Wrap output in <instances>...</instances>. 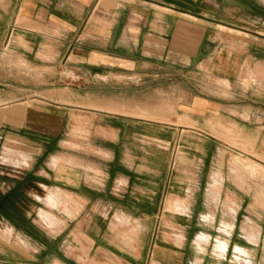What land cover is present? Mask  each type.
I'll return each mask as SVG.
<instances>
[{
    "label": "crops",
    "instance_id": "0c3cea01",
    "mask_svg": "<svg viewBox=\"0 0 264 264\" xmlns=\"http://www.w3.org/2000/svg\"><path fill=\"white\" fill-rule=\"evenodd\" d=\"M1 2L7 8L0 14V85L6 86L0 89V264H229L234 257L264 264L256 248L249 251L243 237L234 238L240 205L232 220L212 208L211 171L179 172L167 182L163 157L130 151L147 139L143 129H167L178 142L180 133L200 131L178 125L182 117L198 125L220 116L264 134V0ZM215 42L226 54L223 68L237 69V80H244L243 70L252 74V105L180 96L175 71L179 75L181 55L197 69L186 58L187 47L210 52ZM62 65L82 78L76 103L69 89L53 87ZM217 80L230 99L231 77ZM166 100L172 101L170 113ZM166 116L176 124L152 125L150 118ZM86 149L98 150L99 157H87ZM6 150L12 159L3 157ZM220 185L219 202L225 195ZM54 192L76 198L75 212L62 207L58 222L42 227L26 206L28 226L22 227L19 198L41 200L42 193ZM166 197L186 202L184 213L166 210ZM5 198H12L7 208ZM227 224L231 232L218 245L225 253L214 256V232L220 237ZM236 248L251 256H226Z\"/></svg>",
    "mask_w": 264,
    "mask_h": 264
},
{
    "label": "rangeland",
    "instance_id": "374dc122",
    "mask_svg": "<svg viewBox=\"0 0 264 264\" xmlns=\"http://www.w3.org/2000/svg\"><path fill=\"white\" fill-rule=\"evenodd\" d=\"M6 8L7 7L3 8V4L0 0V14H2ZM12 9L13 5L10 7V12ZM181 9L188 10L186 7H182ZM197 12L199 13L200 10ZM196 24L205 28V26L201 25L200 22H197ZM216 30L219 31L220 29ZM220 32L226 31L221 30ZM229 34L235 33L229 32ZM221 44L222 43L217 44V42H215L210 52H206L208 47L204 48V46L202 47L201 52H199V46H196V48L193 46L187 47L186 58L187 56L191 57V65L197 64L198 68L195 69L191 66H186V59L183 58V55H181V68L179 70V75H176L175 71V79L177 82L180 81L178 86L180 96L183 100L187 101H191L192 98H197L198 100L210 99L218 105H221V103H229L232 106L243 105V103L246 104V106L252 105L250 101L252 98L248 97L249 94L254 92L252 89L256 88L253 84L254 78L252 74L248 70H243L244 80H237V69L223 68L220 64L226 60V54L221 55L218 51ZM216 48H218L217 51ZM212 57L214 67L211 69L209 63ZM232 60L235 65V61L239 60L237 58V53H233ZM201 62L202 66H199ZM66 72H69L68 78H65ZM55 73L59 85H54L53 87L69 89L73 94L70 95L69 99L73 103H76V92L78 89L82 88L81 76L74 68L63 65L61 68L57 69ZM71 73H74V77H71ZM227 75L231 77L230 99H227L226 96L223 97L221 93L223 91V87L217 84V79ZM23 87L24 86H22V88ZM3 88H6V86L0 85V89ZM39 89L40 86H38V90ZM165 89L167 94H171V83L166 82ZM24 93L25 92H22V95ZM244 95H246V99H243L242 96ZM23 96L25 97V95ZM60 101L61 100L58 102ZM166 104V111L167 113H170L172 109V101L166 100ZM52 106L55 107V103H53ZM53 110L56 111L55 109ZM76 113L77 112H74L73 114ZM218 118L221 117L218 116ZM218 118L205 119L204 121L206 123L203 121L198 125H193L188 122V119L182 117L180 122H176L178 125L182 127L194 128L200 131L198 133H180V142H178L177 137L174 138L172 132L167 129H149L148 132L143 129L142 136L146 135L147 139L141 138L140 140L142 143L138 142L136 143L137 145L134 143L136 148H133L130 151L138 157H140V153L144 156L145 152H148L149 156L163 157L166 160L165 176L167 182L172 179L174 175L179 174V172L190 173L193 175L200 171L202 173L211 171L213 185L208 189L207 194L209 195V202L211 203L212 208L214 210L219 208L224 219L232 220L235 217L237 205H240L241 212L239 213L236 221L238 228H235L233 231L234 238L238 235L243 237L245 241L240 239V242L244 243V247H246V249L252 251L253 248H256L260 256H264V134L254 132L251 126H241V123L238 125L237 122L222 121L218 120ZM72 119L76 118L66 117L65 121L69 120L70 123ZM175 119L177 118L173 119L168 116L165 118H150V120L154 122L152 125L157 127L162 126L164 128L172 127V124L175 123ZM80 123H82V120H74V124ZM207 126L210 130L212 129L214 131L206 133L204 128H207ZM208 136L209 139H207ZM146 147L148 148L146 149ZM50 151V153H52V151L53 153H59V150ZM6 152L9 156L4 154L3 157L12 159V153L9 152V150H6ZM32 152L34 151L32 150ZM85 152L86 156L91 159L99 157V154L97 153L98 150L86 149ZM22 158L23 161L26 160L24 156H22ZM220 184L223 185V192L225 194H223L224 196L221 202H219L218 199L221 189L220 187H222ZM43 194L44 193L40 196L37 195L41 200L25 196H21L19 198L21 200L20 205L22 208L20 216L22 227L28 226L27 219L25 218V211L29 213L30 211L26 208V206L31 207V210L34 211L31 219L37 221L39 225L44 227L45 222H48L49 224L52 221L54 223L58 222L56 217L59 216L62 207L68 206L75 212L77 205L80 204L76 198L62 195L60 192L48 193L46 196ZM51 196L52 202H49L48 198ZM11 200L12 198H5L2 202L3 206L6 208L11 206ZM29 203L34 206H31ZM185 204L186 202L183 200H172L171 198L166 197L164 208L166 210H170L171 212H174L175 210L176 213L179 212L182 214L184 213L183 205ZM40 212H43L46 215ZM69 215L71 216V214ZM74 215L75 213H72V216ZM219 216H221L220 213H217V219H219ZM214 217L215 213L213 215V219ZM208 220H211V218H208ZM21 231L25 233L24 230ZM154 232H157V227ZM230 232V224H227L224 229H221L220 237H218L214 232V241H212L209 247V249L212 248L214 256H223L225 252L224 250H220L219 252L218 245L220 241L224 242V238L229 235ZM240 232H243V235ZM5 233L6 234H4V236L8 237L7 235L9 234L7 232ZM237 254L238 253L228 252L226 256H251L250 253H247L246 255ZM230 261L231 262L229 264H251V262H242L241 260L238 261L237 258H231Z\"/></svg>",
    "mask_w": 264,
    "mask_h": 264
},
{
    "label": "bare ground",
    "instance_id": "6f19581e",
    "mask_svg": "<svg viewBox=\"0 0 264 264\" xmlns=\"http://www.w3.org/2000/svg\"><path fill=\"white\" fill-rule=\"evenodd\" d=\"M225 249V248H224ZM238 254H240V255H246L247 253H246V251H244V250H242V249H238V248H236V250H235ZM220 252V251H219ZM237 254V255H238ZM234 259H235V257H234ZM237 260L238 261H240V259H238L237 258ZM244 262V261H243Z\"/></svg>",
    "mask_w": 264,
    "mask_h": 264
},
{
    "label": "built area",
    "instance_id": "2783aa9c",
    "mask_svg": "<svg viewBox=\"0 0 264 264\" xmlns=\"http://www.w3.org/2000/svg\"><path fill=\"white\" fill-rule=\"evenodd\" d=\"M71 74H72L71 77H74V73H71ZM68 76H69V72H66V73H65V78H68Z\"/></svg>",
    "mask_w": 264,
    "mask_h": 264
}]
</instances>
